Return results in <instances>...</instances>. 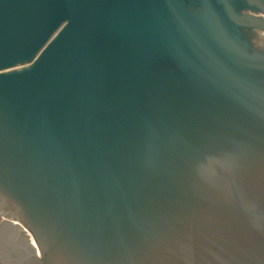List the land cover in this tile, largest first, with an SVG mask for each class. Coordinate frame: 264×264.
<instances>
[{
  "label": "water",
  "instance_id": "obj_1",
  "mask_svg": "<svg viewBox=\"0 0 264 264\" xmlns=\"http://www.w3.org/2000/svg\"><path fill=\"white\" fill-rule=\"evenodd\" d=\"M1 264H264V0H0Z\"/></svg>",
  "mask_w": 264,
  "mask_h": 264
},
{
  "label": "trees",
  "instance_id": "obj_2",
  "mask_svg": "<svg viewBox=\"0 0 264 264\" xmlns=\"http://www.w3.org/2000/svg\"><path fill=\"white\" fill-rule=\"evenodd\" d=\"M1 264V263H0Z\"/></svg>",
  "mask_w": 264,
  "mask_h": 264
}]
</instances>
